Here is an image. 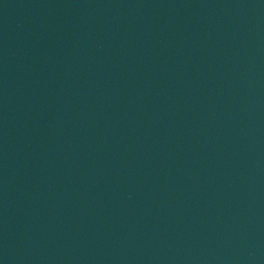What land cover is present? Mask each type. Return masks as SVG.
Returning a JSON list of instances; mask_svg holds the SVG:
<instances>
[{
    "label": "water",
    "instance_id": "water-1",
    "mask_svg": "<svg viewBox=\"0 0 264 264\" xmlns=\"http://www.w3.org/2000/svg\"><path fill=\"white\" fill-rule=\"evenodd\" d=\"M0 264H264V0H0Z\"/></svg>",
    "mask_w": 264,
    "mask_h": 264
}]
</instances>
